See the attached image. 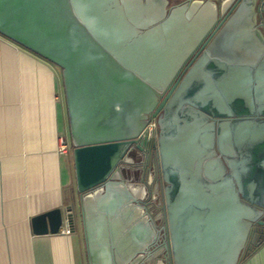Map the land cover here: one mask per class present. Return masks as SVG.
Instances as JSON below:
<instances>
[{"label":"water","instance_id":"95a60500","mask_svg":"<svg viewBox=\"0 0 264 264\" xmlns=\"http://www.w3.org/2000/svg\"><path fill=\"white\" fill-rule=\"evenodd\" d=\"M150 1L0 0V35L62 70L89 264H240L253 224L264 217V199L240 195L230 175L215 179L208 170L220 163L216 154L224 157L225 126L261 120L215 115L227 103L208 99L209 92L224 90L209 86V76L200 77L210 58L204 55L188 71L174 58L177 49L191 53L199 44L189 35L196 28L180 20L178 36L170 20L162 36L149 30ZM238 12L221 30L223 24L212 27L211 67H220L215 52L239 27ZM237 39L232 33L226 41L235 47ZM172 85L167 109H189L196 116L177 135L163 127L168 237L162 253L147 257L154 249L150 224L121 166L133 148L142 151L140 135L149 116L157 115V93ZM227 105L242 107L237 99ZM257 151L249 157L264 159V138ZM258 168L246 167L245 188ZM75 218L71 205L33 218L31 228L38 236L55 235ZM259 224L264 228V220Z\"/></svg>","mask_w":264,"mask_h":264},{"label":"crops","instance_id":"0c3cea01","mask_svg":"<svg viewBox=\"0 0 264 264\" xmlns=\"http://www.w3.org/2000/svg\"><path fill=\"white\" fill-rule=\"evenodd\" d=\"M238 22L224 39L226 64L205 66L200 77L209 76V86L224 87L208 93L210 102L242 103L237 111L226 104L215 115L261 121L225 126L224 157L216 154L220 163L208 174L230 175L240 195L264 199V159L249 157L258 154L264 138V20L243 15ZM232 33L238 37L235 47L226 41ZM66 104L62 70L0 35V264H88L73 155L58 150L60 137L70 138ZM250 133L254 138L247 137ZM248 164L260 168L245 188ZM71 205L76 211L71 226L66 221L55 235L33 233V218ZM68 229L70 235L62 232ZM244 251L240 264H264V243L250 255Z\"/></svg>","mask_w":264,"mask_h":264},{"label":"flooded vegetation","instance_id":"af4514ba","mask_svg":"<svg viewBox=\"0 0 264 264\" xmlns=\"http://www.w3.org/2000/svg\"><path fill=\"white\" fill-rule=\"evenodd\" d=\"M150 6L153 7L154 12L148 18L149 30L155 29L156 34L164 35L170 20V26L173 29L171 33L178 36L182 34L180 20H185L187 24L192 23L196 28L189 34L199 42L193 51L189 53L185 49H177L174 52V58L181 63L183 71H188L198 65L201 58L203 61L204 55L211 60L207 66L213 64L211 55L213 48L210 47L213 40V26H221L224 21L230 19L238 11V15L241 17L249 15L258 20H264V0H162L158 3L151 0ZM214 13L216 14L215 22H213ZM224 25L225 23L220 27V30ZM208 28L210 29L206 31ZM220 49L218 64L223 66L226 64L227 54L223 48ZM173 85L167 88L164 93H157L158 103L154 110L157 115L155 117L151 115L148 119V123L152 119L157 121V138L153 140L140 139L138 146L142 151L137 147L133 148L121 166V174L137 199V207H140L144 212L145 218L150 224L149 228L155 247L147 257L162 253L166 248L168 237L162 191L165 184L162 182L160 150L163 127L169 128L171 135H177L184 123L192 122L194 120L192 116H196L189 109L178 111L167 109L169 100L165 101ZM260 220H264V217H260L259 221L253 224L243 256L250 255L264 243V228L259 226Z\"/></svg>","mask_w":264,"mask_h":264},{"label":"built area","instance_id":"2783aa9c","mask_svg":"<svg viewBox=\"0 0 264 264\" xmlns=\"http://www.w3.org/2000/svg\"><path fill=\"white\" fill-rule=\"evenodd\" d=\"M157 138V121L155 119L150 120L144 131L140 135V139L153 140ZM73 145L71 138L60 137L59 139V153L62 155H73ZM63 233L70 235L71 230L62 231Z\"/></svg>","mask_w":264,"mask_h":264},{"label":"rangeland","instance_id":"374dc122","mask_svg":"<svg viewBox=\"0 0 264 264\" xmlns=\"http://www.w3.org/2000/svg\"><path fill=\"white\" fill-rule=\"evenodd\" d=\"M75 169H74V165H72V174H73V189H75V190H77V185H76V177H75ZM154 247H155V245H154ZM157 262H158V264H159V262L160 261H156L155 263L157 264ZM89 264V263H88Z\"/></svg>","mask_w":264,"mask_h":264}]
</instances>
